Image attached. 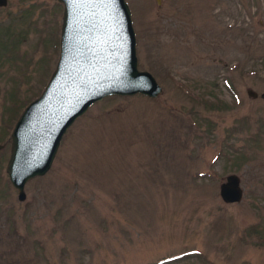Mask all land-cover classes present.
<instances>
[{
	"label": "rangeland",
	"instance_id": "374dc122",
	"mask_svg": "<svg viewBox=\"0 0 264 264\" xmlns=\"http://www.w3.org/2000/svg\"><path fill=\"white\" fill-rule=\"evenodd\" d=\"M126 2L160 95L91 105L24 201L10 134L55 68L63 6L0 5V264H264V0Z\"/></svg>",
	"mask_w": 264,
	"mask_h": 264
},
{
	"label": "water",
	"instance_id": "95a60500",
	"mask_svg": "<svg viewBox=\"0 0 264 264\" xmlns=\"http://www.w3.org/2000/svg\"><path fill=\"white\" fill-rule=\"evenodd\" d=\"M58 1L63 6L58 60L44 89L24 107L10 134L5 171L19 201L26 198V182L49 170L63 135L91 105L111 95L156 98L162 91L150 72L138 69L126 0ZM246 93L258 96L250 88ZM259 96L264 100V91ZM219 195L225 203L240 201L236 174L226 176Z\"/></svg>",
	"mask_w": 264,
	"mask_h": 264
},
{
	"label": "trees",
	"instance_id": "16d2710c",
	"mask_svg": "<svg viewBox=\"0 0 264 264\" xmlns=\"http://www.w3.org/2000/svg\"><path fill=\"white\" fill-rule=\"evenodd\" d=\"M2 141L0 140V143H1Z\"/></svg>",
	"mask_w": 264,
	"mask_h": 264
}]
</instances>
